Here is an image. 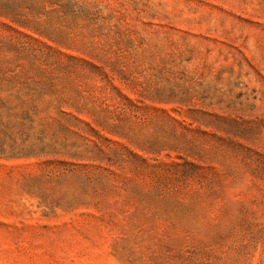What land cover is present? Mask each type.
<instances>
[{
    "label": "rangeland",
    "instance_id": "rangeland-1",
    "mask_svg": "<svg viewBox=\"0 0 264 264\" xmlns=\"http://www.w3.org/2000/svg\"><path fill=\"white\" fill-rule=\"evenodd\" d=\"M0 264H264V0H0Z\"/></svg>",
    "mask_w": 264,
    "mask_h": 264
}]
</instances>
